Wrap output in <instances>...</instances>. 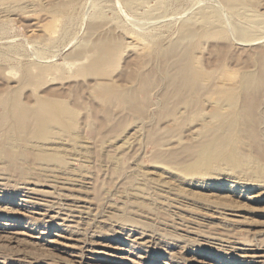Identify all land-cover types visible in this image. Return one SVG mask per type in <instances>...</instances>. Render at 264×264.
Returning <instances> with one entry per match:
<instances>
[{
	"label": "rangeland",
	"instance_id": "374dc122",
	"mask_svg": "<svg viewBox=\"0 0 264 264\" xmlns=\"http://www.w3.org/2000/svg\"><path fill=\"white\" fill-rule=\"evenodd\" d=\"M227 3L0 0V97H67L76 110L53 141L63 167L49 171L32 160L24 175L0 170V264H264V177L237 167L232 177L184 185L190 192L178 199L168 186L183 185L162 172L152 132L167 149L188 136L189 125L161 116L155 103L165 82L150 87L153 106L145 116L103 104L93 90L97 81L124 90L135 85L139 69L162 71L161 57L144 54L173 44L194 16L206 31L189 48L192 65L220 85L255 72L256 60H264V0L239 5L248 14ZM55 4L61 9L54 14Z\"/></svg>",
	"mask_w": 264,
	"mask_h": 264
},
{
	"label": "bare ground",
	"instance_id": "6f19581e",
	"mask_svg": "<svg viewBox=\"0 0 264 264\" xmlns=\"http://www.w3.org/2000/svg\"><path fill=\"white\" fill-rule=\"evenodd\" d=\"M245 1L228 0L227 4L236 13L241 11L242 14H248L246 9L242 8L243 10L239 11V5L245 4L243 3ZM58 6L55 4L52 8L54 14L60 12L61 8ZM210 22L215 23L208 20V23ZM200 23L204 25L206 22L195 16L186 19L182 25L183 32L173 44L161 48L159 52H154L155 49L152 51L151 47L146 51L148 53L143 56L145 59L148 57L160 61L161 57V62L163 61L161 65L163 69L159 71L161 75L155 68L154 70L151 68L152 71L148 73L138 68V73L135 71L137 74L133 77L135 85L124 90L112 88L114 96L110 100L105 99V94L112 89L105 87L101 81L93 85L94 92L102 98L103 104L124 107L125 111L128 110L134 115L145 116L147 109L153 106V101L149 97L152 92L150 87L165 82L163 84L165 89L160 90L163 92L159 94L160 100L155 103L160 107L161 116L167 118L173 126L189 125L188 136H179L177 145L167 149L161 148V140L155 136L156 132H152L156 148L158 145L156 158L163 165L162 172L171 174L174 180L176 178L177 184L183 185L181 189H174L173 185L168 186L171 195L178 199L188 196V185L205 183L203 178L217 180L223 176L232 177L231 173L237 167L252 171L257 178L264 177V104H262L264 90L261 89L264 84V60L256 57L257 70L253 73L246 72L247 74L242 75L236 84L223 82L224 84L220 85L211 75L192 65L195 54L193 55L189 48L195 44L198 32H201L202 27H198ZM205 31L201 33L205 34ZM134 40L141 45H138L140 51L148 47L143 39L136 37ZM253 40L251 42L249 40L250 44L247 45H253L258 41L257 38L255 43ZM100 43L95 41L93 45L97 47ZM146 63L148 62L144 60L140 65L143 67ZM140 92L146 94L144 99L139 97ZM110 94L112 91L108 95ZM66 98L43 95L35 102H26L21 101L17 94L0 97V107L4 108V112H0V170L12 169L16 171L15 173L24 175L28 169L26 163L32 160L47 163L45 165L49 171L52 170L49 168L63 167L64 161L59 158L56 160L55 156L59 153L60 144L53 141L60 138L59 133L66 131L76 111ZM107 114L112 118L110 112ZM107 121L106 123H109ZM45 123L51 124L52 127L45 126ZM173 126L169 127V130H172ZM51 161L55 162L52 164ZM51 165L54 167H50ZM184 185L188 188L184 189ZM37 190L33 188L34 194Z\"/></svg>",
	"mask_w": 264,
	"mask_h": 264
}]
</instances>
